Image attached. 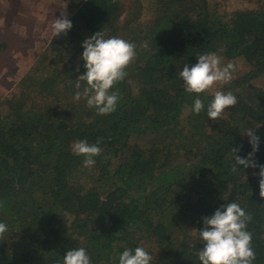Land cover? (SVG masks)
I'll list each match as a JSON object with an SVG mask.
<instances>
[{"label":"trees","instance_id":"1","mask_svg":"<svg viewBox=\"0 0 264 264\" xmlns=\"http://www.w3.org/2000/svg\"><path fill=\"white\" fill-rule=\"evenodd\" d=\"M65 1L72 28L55 38L53 20L41 34L31 19L24 32L4 30L20 0H0V51L12 43L33 59L11 90L0 87V264H61L79 247L92 264H118L136 247L151 264H199L193 229L232 202L251 216L253 264H264L258 178L231 171V146L251 151L249 127L261 125L264 164V0ZM99 31L136 45L104 116L73 99L81 44ZM206 53L244 66L200 94L205 105L217 90L236 97L215 121L190 111L195 97L175 75ZM79 140L100 142L91 168L71 151Z\"/></svg>","mask_w":264,"mask_h":264},{"label":"clouds","instance_id":"2","mask_svg":"<svg viewBox=\"0 0 264 264\" xmlns=\"http://www.w3.org/2000/svg\"><path fill=\"white\" fill-rule=\"evenodd\" d=\"M71 28L72 22L67 13L61 11L51 24L52 36H66ZM81 47L83 51L79 59L84 62L85 71L75 79L73 99L85 100L86 107L95 109L98 115L111 114L116 111L119 100L118 93L112 89L127 76L126 69L136 56V45L117 37L105 38L103 32L99 31L85 39ZM235 71L233 63L222 64L221 58L215 53L199 55L192 66L185 63L175 75L183 81L184 92L195 97L190 111L198 115L206 110L208 119L215 121L226 109L234 107L237 99L231 92L215 91L207 105L200 94L206 93L217 83L230 82ZM260 126L247 128L243 135L248 138L251 147L246 156L239 155L240 147L231 146V171L236 173L238 167L254 169L252 175L258 178L259 197L264 199V164H258L255 160L260 145L256 129ZM99 143L90 144L86 140H79L72 144L71 151L73 155L83 157L85 168H91L96 162L95 158L102 152ZM250 221L251 216L235 202L223 204L211 216L202 217V228L193 229L203 245L198 251L199 264H253L256 257L252 248V234L247 231ZM7 230V225L0 222V238ZM152 260V255L144 247H136L125 249L119 255L118 264H151ZM61 264L92 262L86 249L79 247L67 250Z\"/></svg>","mask_w":264,"mask_h":264},{"label":"rangeland","instance_id":"3","mask_svg":"<svg viewBox=\"0 0 264 264\" xmlns=\"http://www.w3.org/2000/svg\"><path fill=\"white\" fill-rule=\"evenodd\" d=\"M16 10L17 20L15 21V18L9 20L10 22L5 25L4 30L9 25L10 27L14 26L15 29H18L15 27V24L18 23L20 31L24 32L30 29L27 27L26 22L31 19L29 24L35 31L41 34V32L46 29L47 24L59 16L61 11H65L67 15L71 12L68 11L65 0H20ZM50 35H52V33ZM38 46V42H35L36 49H38ZM28 49L29 47L27 50ZM21 51L20 48L17 49L12 43H10L8 47L4 46V49L0 51L1 88L11 90L18 77L32 62L33 59L30 57V54L26 55L25 53H21ZM221 61L222 64L231 63L230 61L225 62L223 58H221ZM234 65L239 69L237 71L243 70L244 66L239 62Z\"/></svg>","mask_w":264,"mask_h":264}]
</instances>
